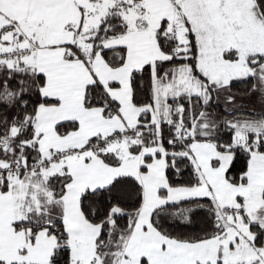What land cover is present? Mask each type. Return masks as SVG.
<instances>
[{
	"label": "snow or ice",
	"instance_id": "obj_1",
	"mask_svg": "<svg viewBox=\"0 0 264 264\" xmlns=\"http://www.w3.org/2000/svg\"><path fill=\"white\" fill-rule=\"evenodd\" d=\"M0 264H264V0H0Z\"/></svg>",
	"mask_w": 264,
	"mask_h": 264
}]
</instances>
